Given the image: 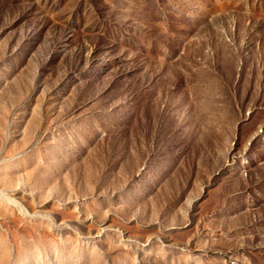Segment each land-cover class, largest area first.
Returning <instances> with one entry per match:
<instances>
[{"label": "rangeland", "instance_id": "obj_1", "mask_svg": "<svg viewBox=\"0 0 264 264\" xmlns=\"http://www.w3.org/2000/svg\"><path fill=\"white\" fill-rule=\"evenodd\" d=\"M0 264H264V0H0Z\"/></svg>", "mask_w": 264, "mask_h": 264}]
</instances>
